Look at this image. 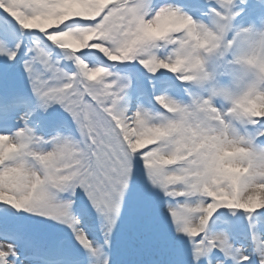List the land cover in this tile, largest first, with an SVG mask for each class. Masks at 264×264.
<instances>
[{"label":"snow or ice","instance_id":"6c2138e0","mask_svg":"<svg viewBox=\"0 0 264 264\" xmlns=\"http://www.w3.org/2000/svg\"><path fill=\"white\" fill-rule=\"evenodd\" d=\"M0 264H264V0H0Z\"/></svg>","mask_w":264,"mask_h":264}]
</instances>
